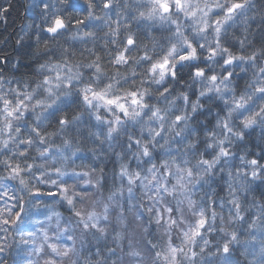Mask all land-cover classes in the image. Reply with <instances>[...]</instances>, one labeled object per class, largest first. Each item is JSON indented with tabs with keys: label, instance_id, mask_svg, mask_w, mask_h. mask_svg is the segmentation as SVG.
<instances>
[{
	"label": "clouds",
	"instance_id": "clouds-1",
	"mask_svg": "<svg viewBox=\"0 0 264 264\" xmlns=\"http://www.w3.org/2000/svg\"><path fill=\"white\" fill-rule=\"evenodd\" d=\"M0 264H264V0H0Z\"/></svg>",
	"mask_w": 264,
	"mask_h": 264
}]
</instances>
